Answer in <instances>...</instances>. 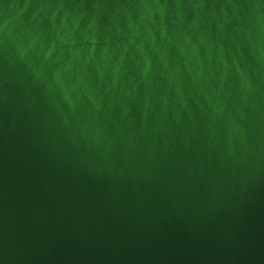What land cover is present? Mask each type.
Returning a JSON list of instances; mask_svg holds the SVG:
<instances>
[{"label":"water","instance_id":"water-1","mask_svg":"<svg viewBox=\"0 0 264 264\" xmlns=\"http://www.w3.org/2000/svg\"><path fill=\"white\" fill-rule=\"evenodd\" d=\"M0 264H264V0H0Z\"/></svg>","mask_w":264,"mask_h":264},{"label":"clouds","instance_id":"clouds-1","mask_svg":"<svg viewBox=\"0 0 264 264\" xmlns=\"http://www.w3.org/2000/svg\"><path fill=\"white\" fill-rule=\"evenodd\" d=\"M32 46H30L29 48H31ZM53 50H54V46L50 45L46 51L43 48H41L40 52H38L37 55H40V53H42L43 54V60L47 61L49 59V57L52 55ZM36 75H39V73L37 72Z\"/></svg>","mask_w":264,"mask_h":264}]
</instances>
